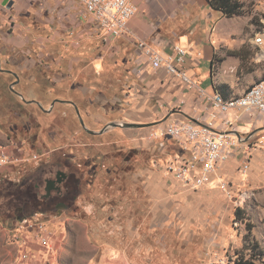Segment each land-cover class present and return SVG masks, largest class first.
<instances>
[{
    "label": "rangeland",
    "instance_id": "rangeland-1",
    "mask_svg": "<svg viewBox=\"0 0 264 264\" xmlns=\"http://www.w3.org/2000/svg\"><path fill=\"white\" fill-rule=\"evenodd\" d=\"M241 2L242 14L208 21L204 0H150L164 44L181 36L184 44L189 39L183 35L209 32L221 47L214 73L231 80L234 94L264 77V59L258 56L264 51V0ZM93 29L96 41L81 50L28 45L2 54L18 60L17 66L1 65L18 76L0 74V147L15 142L45 156L0 180V264L99 263L106 247L127 252L137 264H264V160L256 167L252 160L244 174L238 170L240 155L232 196L211 185L210 197L201 198L165 171L171 139H148L142 146L126 128L110 127L103 134L86 130L99 133L112 123L124 124V94L131 89L124 76L126 39L106 41L96 25ZM257 38L263 43L257 45ZM61 98L79 103L86 128L76 109L55 102ZM244 136L256 147L251 156L264 150V129ZM65 159L77 172L73 212L21 217L18 209L31 201L30 192L40 197L47 178L70 172ZM162 182L178 186L175 198L162 191ZM243 193L246 199L240 200ZM38 224L47 229L48 245L31 231ZM62 233L69 244L47 251L52 236Z\"/></svg>",
    "mask_w": 264,
    "mask_h": 264
},
{
    "label": "crops",
    "instance_id": "crops-1",
    "mask_svg": "<svg viewBox=\"0 0 264 264\" xmlns=\"http://www.w3.org/2000/svg\"><path fill=\"white\" fill-rule=\"evenodd\" d=\"M4 1L0 0L1 65L2 63L18 65L17 59L2 56L7 49L19 50L26 48L28 45H37L42 50H55L57 48L65 49L71 45L81 50L84 45L94 42L97 39L94 34V24L90 16L84 12L78 0H9L13 2L11 7L5 6ZM131 1L139 7V13L129 23L131 34L123 37L126 39L128 45L126 46V53L124 52L127 56L126 64L128 73L124 74V76H126L127 81L131 82L129 86L131 89L128 93L124 94V124L139 125L137 128H126L128 135L133 137V142L136 145H148V134L153 127H165L175 120L184 121L192 119L193 121H200L201 123H210L212 109L209 108L205 95L216 93V86L221 91L220 95L228 99L244 94L248 88L255 84L250 85L239 94H234V86L231 80L226 79L222 75H215L214 73L215 58L220 54L221 47L219 44L210 40L208 31H205L203 36L198 35L199 37H194L195 31L191 33V38L183 35L189 39L184 44L180 42L182 36L172 44H169L168 41H165L164 44L162 40L165 35H162L163 32L161 29L155 25L154 18L151 19L154 9L153 5H150V0ZM204 1L206 3V17L208 21L223 16L221 12L209 7L208 0ZM11 25L12 31L9 32L6 30V27H11ZM138 40L146 41L154 50L166 56H174L175 47L185 48L188 52L186 62L178 65V67L192 78L195 86L191 89L177 75L167 74L164 70H153L146 58L139 53L135 43ZM258 56L262 61L264 59V51ZM22 61H24L23 58ZM202 66H206V68H201ZM207 66H210V69ZM200 69L203 71L202 75L197 73ZM1 71L5 74L18 76L13 69L3 70L1 68ZM56 101L60 104L68 105L72 110L76 109L77 111H81V107L76 100L61 98ZM53 104L55 105V103ZM234 115L233 112L228 115H221L216 121L215 126L222 128V121L226 118H232ZM141 126L143 127L142 129ZM90 129L93 132L96 130L91 127ZM260 129H264V116L243 115L234 124L232 131L248 139L251 136L245 137V134ZM167 153L172 156L179 154L180 150L172 144V147L167 149ZM239 156L238 153L231 156L221 169L223 178L232 187H234V184L231 178L236 174ZM263 160L264 150H259L254 157L251 156V162L254 167L258 165L259 161ZM240 167L238 168L239 171ZM162 187L163 192L175 198L178 186L167 187L162 182ZM179 188L182 189L181 186ZM212 189L205 187L202 190L199 189V192L195 194L201 198H207V196L209 198ZM69 241L68 235L64 233L54 235L51 238V245L45 248L47 251H56L60 247H66ZM86 264L137 263L130 260L127 252L119 251L113 247H106L99 263L90 262Z\"/></svg>",
    "mask_w": 264,
    "mask_h": 264
},
{
    "label": "built area",
    "instance_id": "built-area-1",
    "mask_svg": "<svg viewBox=\"0 0 264 264\" xmlns=\"http://www.w3.org/2000/svg\"><path fill=\"white\" fill-rule=\"evenodd\" d=\"M78 2L106 41L130 35L129 23L139 13V7L131 0H78ZM262 43V38H257L256 44ZM136 47L153 70H164L167 74L177 75L191 89L195 86L192 78L178 67L186 62L188 52L185 48L175 47V55L166 56L143 40H138ZM205 99L212 109L210 123L192 119L175 120L163 128H155L148 139L151 141L171 139L180 150L179 154L172 155L165 167V171L173 179L193 190L214 185L223 193L232 196L234 189L223 178L222 166L231 156L238 153L243 157L240 171L247 174L251 155L256 150L255 146L250 145V139L234 133L232 128L243 115L264 116V78L242 95L225 99L220 94L212 93L205 95ZM232 112L235 114L234 117L223 120L222 128L215 126L221 115ZM43 156L44 153L27 152L22 144L15 142L0 147V180L8 175H14L18 167L38 161ZM241 195L240 200L243 196L246 199L244 193ZM31 231L37 241L43 245L49 244L50 237L43 224L31 226Z\"/></svg>",
    "mask_w": 264,
    "mask_h": 264
},
{
    "label": "flooded vegetation",
    "instance_id": "flooded-vegetation-1",
    "mask_svg": "<svg viewBox=\"0 0 264 264\" xmlns=\"http://www.w3.org/2000/svg\"><path fill=\"white\" fill-rule=\"evenodd\" d=\"M63 164H58V168H62ZM73 165L69 162L64 164L66 169H69L70 172H65L60 170L57 172L55 178H47L45 180V193L40 197L37 193L30 192L31 201H26L22 206L19 207L18 211L21 217L25 218L31 214H37L41 216H47L51 214H71L76 207L77 200V180H76V171L71 168ZM59 172L65 173L59 174ZM57 175H59L57 177ZM61 180V183H58V180ZM2 180V179H1ZM50 180H55V187L58 188L53 190L50 194H47L46 187L47 182ZM37 188L39 185L36 186Z\"/></svg>",
    "mask_w": 264,
    "mask_h": 264
},
{
    "label": "trees",
    "instance_id": "trees-1",
    "mask_svg": "<svg viewBox=\"0 0 264 264\" xmlns=\"http://www.w3.org/2000/svg\"><path fill=\"white\" fill-rule=\"evenodd\" d=\"M208 5L213 10L221 12L224 17L230 18V17L238 16V15L242 14V6L243 5H242L241 0H208ZM0 74L3 75L5 73L3 71H1ZM215 92L221 94V91L219 90L218 86H216ZM62 160H63V158H62ZM65 160H64L65 163L66 162L71 163V161H69V160L67 161V159H65ZM61 161H58V164H61ZM255 247H257V246H255ZM242 264H255V262H253V260H252V261L244 262Z\"/></svg>",
    "mask_w": 264,
    "mask_h": 264
},
{
    "label": "water",
    "instance_id": "water-1",
    "mask_svg": "<svg viewBox=\"0 0 264 264\" xmlns=\"http://www.w3.org/2000/svg\"><path fill=\"white\" fill-rule=\"evenodd\" d=\"M4 5L5 6H8V7H11L12 5H13V2L12 1H9V0H5L4 1ZM0 69H1V60H0ZM18 78V77H17ZM19 79H17V81H18ZM54 106V104H52V107ZM78 114H79V111H78ZM79 117H80V114H79ZM80 120H81V124H82V126L84 127V128H86L85 127V124H84V121H83V119H81V117H80ZM110 127H113V128H137V127H139V125H129V124H121V123H112V124H110V125H108V126H106L102 131H100L99 133H96V132H93V131H91V130H88L87 128H86V130L89 132V133H91V134H103V133H105ZM142 127V126H141ZM59 174H63L64 176H65V173H63V172H59ZM59 175H57V177H58ZM62 181L59 179L58 180V183H61ZM55 184H56V181L55 180H50V181H48L47 182V187H46V192H47V194H50L53 190H56V189H58V188H56L55 187Z\"/></svg>",
    "mask_w": 264,
    "mask_h": 264
}]
</instances>
